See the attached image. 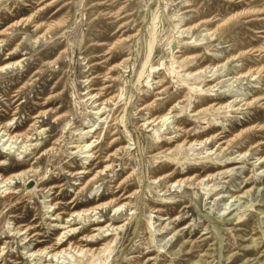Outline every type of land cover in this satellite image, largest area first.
I'll list each match as a JSON object with an SVG mask.
<instances>
[{"label":"rangeland","instance_id":"374dc122","mask_svg":"<svg viewBox=\"0 0 264 264\" xmlns=\"http://www.w3.org/2000/svg\"><path fill=\"white\" fill-rule=\"evenodd\" d=\"M259 210L264 0H0V264H264Z\"/></svg>","mask_w":264,"mask_h":264},{"label":"bare ground","instance_id":"6f19581e","mask_svg":"<svg viewBox=\"0 0 264 264\" xmlns=\"http://www.w3.org/2000/svg\"><path fill=\"white\" fill-rule=\"evenodd\" d=\"M154 30V29H153ZM155 39V38H154ZM153 41V40H152ZM181 42V40H176L175 41V43L178 45L179 43ZM149 43V42H148ZM153 44V43H152ZM114 45V44H113ZM150 48V47H149ZM149 51H150V49H149ZM186 53V52H185ZM199 55H196V56H194V58H196V57H198ZM185 59V58H184ZM18 62V61H17ZM147 62V61H146ZM146 62H145V64H146ZM173 63H174V61L172 62V64H171V66L169 67V68H167V71L169 72V73H171L172 75H173V78H175V82L178 84V85H180V86H182L183 88H186L187 90H188V92H189V94H188V97H187V99L190 101V99H191V97H192V95L193 94H196L197 96H200L199 97V99H197V101H196V103L198 104V103H202L204 100H205V98H202L201 96L202 95H205V94H208V93H211V92H213L214 90H213V87H211V86H207V87H205L206 86V83L205 84H203L204 83V81H205V79L207 78V76L205 75V74H201V71H199V72H195V73H193V72H187V71H185V72H183V74H180L174 67H173ZM145 64H144V66H145ZM10 66H13V64L12 65H7L5 68H7V67H10ZM153 68V67H152ZM209 68V67H208ZM149 69V68H148ZM186 70V69H185ZM255 75H257V74H255ZM139 77H141V75H139ZM147 78V77H146ZM140 80V79H139ZM138 81V80H137ZM139 82V81H138ZM158 82H160V81H158ZM95 94V93H94ZM93 96V95H92ZM112 98V97H111ZM177 102V101H176ZM228 102V101H227ZM190 104L191 103H193V106H196L195 104H194V102H189ZM127 104H128V102H127ZM211 105V104H210ZM104 106V105H103ZM224 106V105H223ZM219 108V107H218ZM217 108V109H218ZM102 109H103V107H100L99 109H97V111H95L94 112V114H98V113H101V111H102ZM215 109V108H214ZM192 111V110H191ZM123 114V113H122ZM96 116V115H95ZM121 116V115H120ZM168 114H164V115H162L159 119H158V122H162V124H161V126H163V125H165V123H166V121L168 120ZM123 119V118H122ZM206 120V119H205ZM204 121V120H203ZM214 121V119H212L211 121H207V125H211V123ZM97 122V121H96ZM123 123V122H122ZM245 124H247V123H245ZM96 129H97V127L95 126V123H93V124H91V125H88L87 126V128H86V130L84 131H81V134H80V137H78L81 141V143L79 144V145H77L76 147H79V149H80V151H81V153L82 154H84V158H94V155H93V148L94 147H92L91 145H92V143H90V142H88L87 140H84V137L83 136H87V134H89L90 132H93V133H95V131H96ZM158 130V129H157ZM157 130H155V133L157 132ZM15 137V136H14ZM91 137H93V135L91 136ZM77 139V138H76ZM78 139V140H79ZM185 141V140H184ZM197 142V141H196ZM188 143V142H187ZM183 145V144H182ZM172 148V147H171ZM96 150V149H95ZM258 159H260V157L258 158ZM110 164V163H109ZM89 171L88 170H85L84 171V173H88ZM185 173H187V172H185ZM120 181V180H119ZM178 182H181V183H183L184 181L182 180V181H178ZM118 183V182H117ZM198 183V182H197ZM199 183H201V181H199ZM117 185V184H116ZM197 185H199V184H197ZM211 190L212 189H208L207 190V194H208V192L210 191L211 192ZM249 191L250 190H247L246 192H244V194H248L249 193ZM210 196H212V195H215V196H218L219 194H218V192L216 191V190H214V191H212L210 194H209ZM109 196V195H108ZM229 197H231V196H229ZM120 205V204H119ZM249 207H252V205H249ZM121 208V206H118L117 208H116V210H119ZM246 208V207H245ZM113 209V208H112ZM77 213V212H76ZM72 214V213H71ZM229 214V213H228ZM258 214V216L260 217V215H262L261 217H264V211H261V210H259V213H257ZM95 215V214H94ZM79 217V216H78ZM244 214L242 213V214H237V215H235L233 218H231L232 220H237L238 222H240V221H243L244 220ZM51 220L52 221H56L57 220V218L56 217H52L51 218ZM67 220V219H66ZM71 221V220H70ZM65 222V221H64ZM217 223H219V222H217V221H214L213 222V226H215ZM61 224V223H60ZM65 224V223H64ZM106 225V224H105ZM52 226H54V227H61V228H69V226L70 225H68V226H64V225H57V223H54V224H52ZM102 226V225H101ZM219 226V225H218ZM71 227V226H70ZM75 228H70L69 230H66V231H64L63 233L65 234V233H68V232H70L71 230H74ZM103 230V228H99V230ZM148 229V228H147ZM163 229H166V224H164V225H162V226H160V228H157L156 230H155V232L156 233H161V231L163 230ZM264 236V235H263ZM58 239V238H57ZM59 240V239H58ZM57 241V240H56ZM58 242V241H57ZM262 242V241H261ZM260 240H258V238H253V237H250V239H249V242H248V244L247 245H245V247L246 248H249V247H251L252 249H254V248H258V246L260 245ZM38 244V243H37ZM42 244V243H41ZM62 245V242H61V244H60V246ZM39 246V245H38ZM59 247V246H58ZM102 247V246H101ZM72 248V247H71ZM73 249H76V247H74ZM66 250L67 249H62L61 251H57V252H55V253H53L52 255H51V257H54V256H57V254H62V252H66ZM77 250H80L81 252H83V254H84V257L86 258V260H87V262H86V264H106V261H107V259H108V257L110 256V248L107 246V245H105L103 248H101V250L100 251H98L97 253H96V251L94 250V251H92L91 249H88V248H85V249H83V248H78ZM51 252V251H50ZM49 253V251L48 252H46V255ZM43 254H45V250H37V251H31V256H35V257H39V259L41 258L42 259V257L44 256ZM99 254H102V257L101 258H98L99 256ZM46 255L44 256V260H42L41 262H39V263H36V264H51V262H49L48 261V259L46 258ZM104 256H106V258L105 259H103L104 258ZM233 257V254H230V255H227L226 256V260L228 261L229 259H231ZM103 259V260H102ZM38 260V259H37ZM198 261H196V262H192L191 264H196Z\"/></svg>","mask_w":264,"mask_h":264}]
</instances>
